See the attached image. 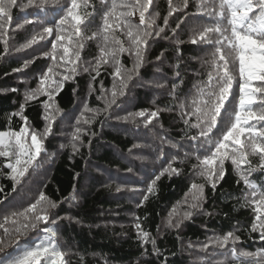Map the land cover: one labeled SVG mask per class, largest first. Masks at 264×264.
<instances>
[{"label":"trees","instance_id":"1","mask_svg":"<svg viewBox=\"0 0 264 264\" xmlns=\"http://www.w3.org/2000/svg\"><path fill=\"white\" fill-rule=\"evenodd\" d=\"M198 2L188 0L185 8L184 0H172V6L178 11L168 17V25L165 26L168 0H153L145 14L146 21L154 18L152 30L164 28L165 31L150 40L138 76L128 82L125 95L117 96L116 103L107 111H103L105 99L98 97L102 96L103 88L107 100L112 99L114 68L111 64H104L100 68V75L96 76L92 69L99 55L100 41L90 40L86 43L78 62V74L65 81L63 89L54 96L56 106L61 111L53 124L52 134L45 140L46 154L40 157L41 167L32 171L13 192V183L8 178L10 170L4 167L7 159L0 157V189H3L0 192V201L3 202L0 203V219L8 212L34 202L40 191H44L53 201H64L54 210L52 218L66 217L59 222L58 239L61 249L68 253L69 264H216L225 260V256H214L213 252L224 250L210 247L207 251H201V245L209 237L223 236L229 231L240 237L235 244L237 253L264 249L260 231H252L254 206L245 202L244 194L248 193L251 198V190L240 179L231 161L225 162L226 175L215 189L193 171V165L198 161L191 148L193 142L184 137L186 126L181 112L192 111L191 101L196 95V86L207 80L210 66L205 61L211 59L213 49L190 41L204 27L214 23L211 18L199 13ZM22 3H27V0H18V6L11 9L12 21L8 33L0 38V130L3 131H18L24 123L14 115L20 111L21 104H25L23 115L28 118V124L38 131L43 130V102L47 97L40 96L25 103V94L37 87L40 77L52 64L51 57L44 56V53L51 51L55 33L44 40L38 39L30 48L19 52L15 49L42 32L43 27L53 26L64 15L63 10H57L66 9L70 0H49L46 14H38L35 7L22 10L19 6ZM110 4L111 0L106 3L88 0V7L81 8L82 14L92 13L86 21L87 35L98 31L103 13ZM27 20L33 23H26ZM131 21L139 26L138 12L134 13ZM178 23L181 24L179 29ZM223 23L226 25V20ZM65 27L70 28L69 25ZM117 35L127 47L126 35L119 32ZM5 39L9 49L6 54ZM177 41L181 43L177 44ZM58 54L62 55L63 50L58 49ZM120 59L124 68L133 67L134 58L129 54H121ZM26 61L32 62L25 67ZM84 68L89 71L85 72ZM230 68L234 75L235 98L230 95L226 101L228 113L222 110V117L218 118L217 127L213 129L214 140L219 138L221 129L226 131L231 126L237 110L238 61L230 64ZM57 71L62 73L64 69ZM93 76H96L95 80H92ZM54 79L59 80L60 77L55 76ZM252 83L253 86L261 84L259 81ZM181 103L186 105L184 109H181ZM85 105L101 111L93 118L94 113L83 112ZM157 110L158 117L146 124L147 114ZM140 111H145L146 116L134 115ZM82 112L83 119H91L92 123L84 124L81 120L80 126L87 135H82L79 152L73 154L70 134ZM184 118L196 122L195 116ZM250 123L255 124V121ZM262 126L264 122L256 125L257 128ZM197 133L198 129L195 128L189 131V135ZM168 140L177 147H171ZM61 144L65 147L61 148ZM174 155L177 160L173 167L179 169V174L171 177L167 173L163 175L156 182L155 192L148 194V199L144 200L148 183L154 179V174H159L168 165ZM249 159L253 168L249 180L264 191V170L258 167L259 157L250 156ZM242 167L247 169L249 166ZM194 182L205 185V199L200 209L193 210L191 218L183 219L184 212L189 210L184 203L185 195ZM117 188L121 190L118 192ZM188 198L190 201L191 194ZM142 200L144 202L141 204ZM173 209L178 213L174 220H181L178 229L166 226ZM137 218L143 230L156 240L158 255L154 254L151 243L141 245L134 226ZM43 226L21 238L20 247L27 248L38 243L45 235L41 230ZM227 247L230 249L231 243ZM244 260L243 257L239 261L232 260L229 251L227 264H244Z\"/></svg>","mask_w":264,"mask_h":264},{"label":"snow or ice","instance_id":"2","mask_svg":"<svg viewBox=\"0 0 264 264\" xmlns=\"http://www.w3.org/2000/svg\"><path fill=\"white\" fill-rule=\"evenodd\" d=\"M106 3L107 0H101ZM169 11L164 17L165 26L168 25V17L178 11L172 6V0H168ZM49 0H27V3L19 4L21 9L35 7L38 14L47 13ZM153 0H111L110 7L103 13L102 24L98 31L91 35L85 33L87 27L86 21L92 13H81V8L88 7V0H70L64 15L60 16L51 27H43L42 32L33 35L31 39L15 49L17 52L30 48L36 44L38 39L44 40L55 33V39L51 41V51L44 53V56L51 57L52 64L40 77L35 89L25 94V103L36 100L40 96H46L47 100L43 102L44 120L43 130H36L28 124V118L23 115L25 104H21L20 111L14 113L19 116L24 123L19 130L9 129L0 130V157L6 158L4 167L8 168V178L13 183L12 191L16 192L18 186H21L24 180L41 167L40 157L46 154L45 140L53 132V124L60 114V109L56 106L54 96L64 87V82L78 74L81 61V52L86 43L90 40H98L99 55L96 57L93 71L96 76L100 75V68L104 64H111L114 68L112 73L113 86L111 89L110 101L104 95L98 99H105V109L107 111L112 104L116 103L117 96H124L128 82L132 81L134 76H138L139 69L142 67L150 40L159 37L165 31L160 28L153 31L155 19L146 21L145 14L149 11ZM188 5V0H184V7ZM18 6V0H0V38L8 33V26L12 21L11 9ZM198 11L201 15L211 18L214 23L203 28L198 35L191 39L192 44H201L213 49L211 59L205 61L209 64L210 70L207 73V80L202 81L196 86V95L191 101L192 111L181 112V117L186 126L184 137L192 141L191 148L196 153L198 163L193 165V171L196 175L204 178L213 189L226 175L225 162L230 160L235 166L240 179L248 189L249 194L245 193L246 204H251L255 213V219L252 224V231H260V239L264 240V191L249 180L253 168L251 166L250 156L259 157L258 167L264 170V126L257 128V124L264 122V0H199ZM135 12L139 13V26L131 21ZM226 20V25L223 21ZM26 23H33L27 20ZM183 23V21H181ZM69 25L70 28H66ZM83 26V27H82ZM143 26V28L141 27ZM22 27V26H21ZM181 24H177V29ZM175 33V29L173 30ZM125 34L128 46L117 33ZM5 44L4 52L8 53V41L3 40ZM177 44L181 41H177ZM58 49L63 50V54H58ZM129 54L133 59L131 69L124 68L121 63L120 55ZM59 55V58H58ZM159 60L160 57H157ZM238 61L239 73V97L237 110L234 120L227 130L219 131V138L213 139V129L217 127L218 118L222 117V110L228 113L226 101L230 95L235 98L233 92L234 75L230 64ZM32 61H26L25 67ZM63 68L61 73L57 69ZM14 69L13 71H19ZM88 72V68H84ZM179 75V73H177ZM59 76L60 79H54ZM92 77V80L96 79ZM253 81L261 82L260 86H253ZM91 88V85H90ZM175 90V85H173ZM16 91V89H13ZM256 105L257 107H253ZM181 109L186 107L181 103ZM100 109H90L85 105L83 112H92L95 115L100 113ZM83 112L77 117L74 130L70 134L69 143L73 154L79 152L82 145V135H87L84 128L80 126L83 119ZM133 115V114H130ZM134 115L145 117V111H140ZM159 110L152 111L146 116V124L151 123L152 119L158 117ZM195 116L196 122L192 123L190 119L184 118ZM231 119V117L229 116ZM127 119V117H125ZM250 121H255L251 124ZM84 124H91V119H83ZM198 129L197 135H189L190 129ZM94 135V133H93ZM245 137V139H241ZM171 147L177 145L171 140L167 141ZM61 148L65 145L61 144ZM203 153L201 156L200 154ZM188 155V153H186ZM51 159V158H49ZM177 156H173L166 167H163L159 174H154L147 186V192L144 200L148 199V194L155 192L156 182L166 173L171 177L178 175L179 169L173 167ZM248 165L247 169L242 166ZM204 184L192 183L189 193L185 195V201L189 210L184 212L183 219H189L193 216V210L201 208L204 197ZM121 189L117 188L119 192ZM3 189H0L2 192ZM189 194L191 200L189 201ZM74 199V197H72ZM68 199V198H65ZM51 200L44 191H40L34 202H30L26 207L13 210L3 215L0 219V264H69L68 253L61 249L59 243L58 225L66 217H52L54 210L59 207V203ZM142 200L140 203L142 204ZM0 203H3L0 201ZM139 206V205H138ZM178 213L173 209L169 213L166 226L168 228H179L181 220L175 219ZM41 229L45 234L38 243L27 248H21L19 241L27 236L30 231ZM51 225V226H49ZM137 229V237L141 245L151 243L154 254H159L156 248V240L151 238L148 231H144L137 218L134 225ZM240 240L234 232L229 231L223 236L209 237L207 242L201 245V251H207L210 247L213 249H222L223 252H213V255H223L225 260L217 261L216 264H227V257L230 251L231 259L239 261L240 257L245 258L244 264H264V249H258L256 252L241 251L237 253L235 244ZM231 243L232 247L227 246ZM189 247H192L189 244Z\"/></svg>","mask_w":264,"mask_h":264}]
</instances>
